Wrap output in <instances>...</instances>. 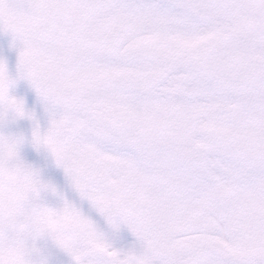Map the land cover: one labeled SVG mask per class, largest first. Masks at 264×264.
Instances as JSON below:
<instances>
[{"label": "snow or ice", "instance_id": "snow-or-ice-1", "mask_svg": "<svg viewBox=\"0 0 264 264\" xmlns=\"http://www.w3.org/2000/svg\"><path fill=\"white\" fill-rule=\"evenodd\" d=\"M0 33V127L33 122L0 133V264H264V0H0Z\"/></svg>", "mask_w": 264, "mask_h": 264}, {"label": "bare ground", "instance_id": "bare-ground-1", "mask_svg": "<svg viewBox=\"0 0 264 264\" xmlns=\"http://www.w3.org/2000/svg\"><path fill=\"white\" fill-rule=\"evenodd\" d=\"M0 59H4L7 63L10 74H15L17 63V52L12 47V37L9 34L0 33ZM10 93L17 98L23 99L26 110L35 114L36 122H38L41 131H45L48 125V114L45 112L43 101L36 95L26 82L21 81ZM33 129V122L29 120H20L16 124H9L0 127V133L9 134L15 132H23L30 139ZM22 158L24 161L33 166L40 173L42 181L54 179L58 188L65 183L63 171L56 168L50 155L43 150L37 152L30 144L26 145L22 150ZM128 241L133 238L130 234L125 233ZM38 246L45 249L49 264H69V258L55 249L50 241H39Z\"/></svg>", "mask_w": 264, "mask_h": 264}, {"label": "clouds", "instance_id": "clouds-1", "mask_svg": "<svg viewBox=\"0 0 264 264\" xmlns=\"http://www.w3.org/2000/svg\"><path fill=\"white\" fill-rule=\"evenodd\" d=\"M4 113L0 112V118H2ZM0 205H2L6 209H16L19 206L18 202V194L16 191V187L12 184L7 175L0 180ZM32 227L35 229H39V223L33 219Z\"/></svg>", "mask_w": 264, "mask_h": 264}, {"label": "rangeland", "instance_id": "rangeland-1", "mask_svg": "<svg viewBox=\"0 0 264 264\" xmlns=\"http://www.w3.org/2000/svg\"><path fill=\"white\" fill-rule=\"evenodd\" d=\"M0 52H1V51H0ZM46 182H50V183H52V184L56 185V182H55V180H54V179L47 180ZM56 186H57V185H56Z\"/></svg>", "mask_w": 264, "mask_h": 264}]
</instances>
